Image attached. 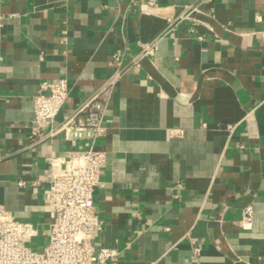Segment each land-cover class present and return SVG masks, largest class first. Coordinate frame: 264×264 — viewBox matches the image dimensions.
Here are the masks:
<instances>
[{"label":"crops","instance_id":"0c3cea01","mask_svg":"<svg viewBox=\"0 0 264 264\" xmlns=\"http://www.w3.org/2000/svg\"><path fill=\"white\" fill-rule=\"evenodd\" d=\"M189 6L193 21L169 32ZM117 70L94 246L115 264H264V0H0V206L42 248L50 159L89 146L82 109ZM60 77L67 100L37 126L33 97Z\"/></svg>","mask_w":264,"mask_h":264},{"label":"built area","instance_id":"2783aa9c","mask_svg":"<svg viewBox=\"0 0 264 264\" xmlns=\"http://www.w3.org/2000/svg\"><path fill=\"white\" fill-rule=\"evenodd\" d=\"M196 6L185 7L173 18H168L169 32L179 23L193 21ZM157 42L144 45L131 60L133 67L152 55ZM116 63L121 62L119 53L113 54ZM123 75L117 70L113 80L102 87L91 103L82 109L83 120L78 130L89 140L83 150L69 153L63 159H50L46 202L53 212V221L47 232L46 243L32 250L28 245L37 237V229L31 223L15 219L0 206V264H115L116 253L94 246L95 235L102 230V220L93 209L94 192L99 184L104 154L96 149L97 141L105 135L104 111L112 85ZM68 97L65 77L40 83L33 97V121L39 126L52 121ZM70 118L61 128L74 127ZM36 130L32 135H36ZM253 209L245 206L240 226L251 228Z\"/></svg>","mask_w":264,"mask_h":264},{"label":"rangeland","instance_id":"374dc122","mask_svg":"<svg viewBox=\"0 0 264 264\" xmlns=\"http://www.w3.org/2000/svg\"><path fill=\"white\" fill-rule=\"evenodd\" d=\"M32 250H35V249H37V247H36V245H34V244H30V245H28Z\"/></svg>","mask_w":264,"mask_h":264}]
</instances>
